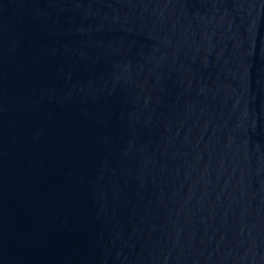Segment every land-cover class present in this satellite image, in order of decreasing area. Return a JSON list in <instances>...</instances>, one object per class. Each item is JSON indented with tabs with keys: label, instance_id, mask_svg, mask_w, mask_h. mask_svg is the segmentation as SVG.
I'll return each mask as SVG.
<instances>
[{
	"label": "water",
	"instance_id": "obj_1",
	"mask_svg": "<svg viewBox=\"0 0 264 264\" xmlns=\"http://www.w3.org/2000/svg\"><path fill=\"white\" fill-rule=\"evenodd\" d=\"M0 264H264V0H0Z\"/></svg>",
	"mask_w": 264,
	"mask_h": 264
}]
</instances>
